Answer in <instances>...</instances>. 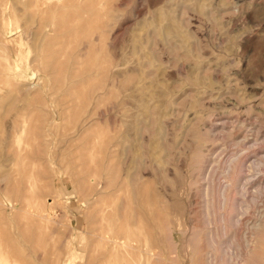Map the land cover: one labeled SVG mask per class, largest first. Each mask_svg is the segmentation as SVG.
Here are the masks:
<instances>
[{"label": "rangeland", "instance_id": "1", "mask_svg": "<svg viewBox=\"0 0 264 264\" xmlns=\"http://www.w3.org/2000/svg\"><path fill=\"white\" fill-rule=\"evenodd\" d=\"M63 2L0 0V38L22 52L0 51V262L110 264L97 216L155 202L172 218L163 238L150 227L164 254L135 264H264V0H76L100 11L89 38L57 22ZM41 106L58 134L87 119L110 152L41 149L18 173L9 127L19 113L37 127Z\"/></svg>", "mask_w": 264, "mask_h": 264}, {"label": "bare ground", "instance_id": "2", "mask_svg": "<svg viewBox=\"0 0 264 264\" xmlns=\"http://www.w3.org/2000/svg\"><path fill=\"white\" fill-rule=\"evenodd\" d=\"M45 1H47V0H37L38 3H45ZM75 1L76 0H64L65 3L64 2L63 3L65 5L62 6V8H63V10H67V11H64L62 13V16L60 18V21H57V22H60V25L63 26V27L65 26L67 28V26H68V28H70L71 32H74V33H77V34L81 32V33L85 34L88 37V35L91 34V28L89 27L90 26V22H91L90 21V19H91L90 17H91L92 14L97 13V12H100V11L92 10L89 7H86L87 8L86 10L85 9H82L80 6H75V4H74ZM75 3H78V2H75ZM61 4H62V2H60V5ZM45 5L46 4H44V6ZM46 6H48V5H46ZM50 7H52V6H50ZM85 13H87L86 14L87 16L84 15ZM43 16H44V14H43ZM100 19H102V18H100ZM7 23H8V21H7V17L6 16L4 17V19H2L0 17V33H2V31L4 33L5 32L8 33V32L11 31V30H9V27H7ZM97 23H98V21H97ZM92 24H94L93 21H92ZM99 25H100V23H99ZM24 32H25V30H24ZM74 33H72V34H74ZM9 35H10V33H9ZM73 36H74L73 38H75V35H73ZM5 42H6V40H5ZM5 42L3 41V39L0 38V51H2L3 54L9 55V56H11L13 58L17 57L16 55H18L19 57H20V55H22V52H21L20 49L9 48L10 46L8 44H6ZM49 52H51V51L49 50ZM47 54H49V53H47ZM34 70H36V69H34ZM36 72H37V70H36ZM0 83H1V77H0ZM108 85L110 86V84L107 83V87H108ZM87 89H88V86H87ZM91 91H93V90H91ZM91 91H90V93H91ZM84 93L82 95L83 97L85 96ZM111 97H112L111 88H107V99H110ZM98 100H99V98H98ZM100 101H101V99H100ZM40 109H42L41 112H42L43 119H40L39 125L37 127L36 126H32V125H30L29 128H28V126L26 127V124H27L26 122L27 121H26L23 113L17 114L12 119L11 125L9 127V130H8L9 138L7 140L6 147H7V150L9 152H11V154L13 155V158H14L13 165H14V167H15V169H16L17 172H18V170L19 171L24 170L25 166L28 164V161L27 160L29 158L26 155L28 153L35 154V153H38L39 151L42 152V150L44 152H50V151L53 150V151H58V152H65V151H67L68 153H76L79 156V154L82 153V152H84L86 154L88 152L90 154V153H93L94 150L99 151V152H104V154L110 152V145H109V143L101 140L99 138L100 137L99 135H94L92 137L86 136V133H85L86 130L85 129H88V128H85V127H87L86 125H88L87 119H86V123L87 124L85 123V120L82 119L81 124L75 129L74 132H72V133H66V132L64 133V132H62L64 134H58L57 133V128H55V123H56V120L58 118L57 117L58 114H57V112H55L56 110H53L51 112H48L47 109H46V107H43V106H41ZM61 130L64 131V129H61ZM37 134L41 135L40 136V140L43 141L42 144H40V143H38V142L35 141V138H37V136H36ZM57 135H58V138L54 139L55 136H57ZM50 137H53V138H50ZM96 140H97V142H96ZM89 156H91V155H89ZM109 156H111V155H109ZM92 159L94 160L96 158H91L90 161H92ZM109 159L112 160V158H109ZM72 161H73V163H78L80 161V158L77 157L76 159H74L72 157H69V158L65 159L64 162H65V164H67V163H70ZM94 161L96 163L94 162V165L93 166L95 167V164H96V166H97L96 168L97 169L99 168L100 171H101L102 167H100V165L98 167L97 160H94ZM109 163H111V161ZM90 164H93V162L92 163L90 162ZM94 167H92V169ZM108 167H113L112 169H114V166L112 165V163H111V166H108ZM97 169L95 171H98L99 172V169L98 170ZM106 170H107V168H106ZM15 179H17V178H15ZM27 180H28V178H27ZM115 180H116V177H115ZM11 185L12 184H10V186ZM130 185H132V184H130ZM10 186H9V188H10ZM93 188H95V187H93ZM13 191L16 192L17 189L15 188V190H13ZM144 191H145V189H144ZM8 192L10 193L11 191H8ZM142 192H143V190H142ZM221 192L223 193V191H221ZM130 198L133 199L132 196L129 197V200H130ZM28 199H29V197H28ZM136 199H138V198H136ZM145 199H147V198H145ZM29 202H31V200H29ZM140 202L142 203V201H140ZM129 203H130V205L128 204V206L125 207V209L122 212L119 210L121 207H123L121 205H120L121 207L117 205L116 208L119 207V209H112L111 212L110 213H107V214H104L105 212L103 213V211H105L103 209L102 212L97 216V219H96L98 221V226H96L94 232L96 233V237L98 238V241L96 243H94V244L97 247L98 246H100V247L102 246L103 247V250L104 251L102 253V258L101 259L105 260L106 262H109L110 264H112L111 261L114 264H135V258H136V256H139V258H141V253H140L141 250L144 251L142 253L145 254L143 256L145 258V260H148L151 256H153V257L156 256L157 258H160V256L162 254H164L162 252V250L160 251L161 254H160V252L155 251V248L158 247L155 244V243L158 242V239H156V237H154V235L150 232L151 231L150 230V227H155L157 229V233H155V235L159 234L160 236H162L161 238L164 237V235H161V233H162L161 232L162 231V226L165 225V224L167 226H168V224L170 225V223H171L170 220L172 219V218L169 219V215L167 213H164V214L161 215L162 207H164V205L162 204L161 205L162 207H160L158 204H155V202H153L152 204L151 203H145V204H142V206H139L138 209H134L133 208L134 206L132 207L131 202H129ZM36 204H37V205H35L36 206L35 207V209H36V215H43V216H45L46 212H44L45 213L44 214L43 211H46V210H44V207L41 206L42 205V202H39V203L37 202ZM31 205H33V204H31ZM94 207L96 209L97 206H94ZM165 208H167V207H165ZM1 213H3V212H1ZM96 214H98V213H96ZM134 215L137 216V217L135 218ZM154 216L158 217V219L157 218H154ZM3 217H5V216H3ZM161 222H163V223L165 222V223L164 224L162 223V225H161ZM6 224H8V223H6ZM176 224L178 225V227L181 226V224L179 222H177ZM2 225L5 226V224H2ZM174 227H175V224H174ZM5 228H7V230H8V226L5 227ZM167 230H169V229H167ZM223 233H225V232L223 231ZM8 237H9V234H8ZM97 238H95V239H97ZM95 239H94V241H95ZM11 241H12V238H11ZM12 242H13V244L15 243V241H12ZM133 242L136 243V244H132ZM59 243L60 242H58L57 246L59 245ZM15 245H17V244L15 243ZM174 245H176V244H174ZM37 248H38V246H37ZM21 251H23V250H21ZM95 251H98V250H95ZM61 252H62V250H61ZM5 253H7V252H5ZM262 253L263 252L260 251V254H262ZM19 254H23V253H19ZM53 254H56V253H53ZM94 254H96V252ZM58 255H61V254H58ZM97 255L98 254H96V256ZM131 255L132 256H135V257L132 259L131 258ZM1 256H3V255H1ZM165 256L167 257V259L169 258L170 260H174L175 259V258L173 259V257L171 256V254H169L168 252L165 253ZM46 259H47V257H46ZM46 259L44 260L45 261L44 264H67V263H69V260H68L69 258L68 259L65 258V260H61V259H56L55 257L54 258L52 257V259H50L49 262H47ZM252 260H254V258H252ZM4 261H3V263L0 262V264H8L7 261H5V262Z\"/></svg>", "mask_w": 264, "mask_h": 264}]
</instances>
